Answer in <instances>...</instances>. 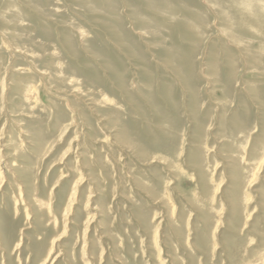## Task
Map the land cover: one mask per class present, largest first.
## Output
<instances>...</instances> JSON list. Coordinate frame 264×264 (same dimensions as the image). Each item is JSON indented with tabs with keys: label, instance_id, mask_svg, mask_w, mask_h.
I'll use <instances>...</instances> for the list:
<instances>
[{
	"label": "rangeland",
	"instance_id": "374dc122",
	"mask_svg": "<svg viewBox=\"0 0 264 264\" xmlns=\"http://www.w3.org/2000/svg\"><path fill=\"white\" fill-rule=\"evenodd\" d=\"M87 1L0 0V35H2L0 36V96L3 99L0 101L3 103H0V264H264V192L262 190L264 189V141L261 151L258 153L251 151L250 153L254 139L259 141L264 137L261 124L264 117L263 111L255 105L250 106L249 110L241 106L237 112L234 108L225 112H222V109L217 110L215 106L207 108L212 103L209 102L210 96L204 93L206 89H211V86L208 87L203 79L201 89L205 96L202 94L203 103H200V112L203 113L204 119H214V124L206 127L212 134L210 136L206 134V137L204 131L197 128L190 114V109H192L188 107L191 102L190 94L182 93L175 78L169 73V71L172 72L171 70L166 71L164 66L156 65V62L153 63L154 60H151L155 66L146 71H141V69L137 71L135 60L132 57L128 59L119 53L117 57L122 62V65L119 66L120 72L125 75L127 84L135 91L142 89L146 93L145 99L150 98L151 94L156 99L158 96L160 97L159 100H155L153 106L150 105V101L146 102L142 98L144 96L140 99L136 94L132 95L133 101H131L125 93L121 92L123 93L121 94L119 90H116L114 81L110 80L106 73H103L104 70L102 72L95 59L89 57L93 54V49L85 46L87 43L77 34V31L86 29L85 33L95 38L98 45L112 48L109 28H115L119 18L111 17L110 13L100 10L98 17L103 28H99L90 18L88 12H85ZM122 4V11L124 9L125 12V3L122 2ZM125 18L129 23L128 17ZM56 24L62 27H58ZM111 24L112 26H110ZM49 30L52 32L50 36L45 32ZM147 30L149 31L147 42L156 50L158 45L168 42L167 37L161 33L154 29L147 28ZM10 32L14 33L10 34ZM67 40L73 44V49L76 50L75 55L78 53L76 56H69L65 51L63 46H65V41L68 42ZM56 49H60L61 52ZM16 50L18 51L15 52ZM25 53L30 57L27 55L25 58ZM51 54L54 55L51 56ZM55 60H65L67 69L66 67L59 69L58 66L57 68L56 64H53ZM130 63L131 65H129ZM36 70L46 73L44 76L41 74L38 76ZM94 72H99L102 79H97ZM54 78H57L59 82H54ZM21 82L29 86L36 84L41 100L38 106L31 109L27 102L21 101L20 92H17L15 87ZM43 83L50 85L49 88H47V84ZM172 83L174 84L173 88L169 85ZM54 86L66 91L74 87L86 95H100L107 98L108 101L112 98L113 101L111 100L107 105L112 103L115 106H107L108 121H96L97 117L86 109L89 119L84 121L81 117L80 120L78 118L73 121L68 115L72 125L69 124L68 117L56 125L55 118L51 116L52 111L50 114L51 109L48 111V108H52L51 103H61L56 98L58 94L54 90L56 89ZM166 87L172 89L176 104L179 105L177 115H179L181 123L177 129L175 126L172 127L171 118L173 116L171 114L173 113L169 108L171 100L165 97ZM221 89L220 86H217L213 97L222 98ZM239 99L240 96L236 102H240ZM5 100L7 107L5 106L6 102H2ZM74 103L80 105L77 101ZM40 108H44V110L47 108V110L42 109L44 111L42 112ZM79 108H84V106L80 105ZM114 110H117L116 113ZM46 111L49 116H46ZM217 113L218 117H216ZM17 114L22 117H18ZM7 115L8 117H6ZM220 115H224L225 120ZM236 115L250 121L249 129L251 131L249 130L247 134L244 133L246 136L244 135L245 137L242 138L244 139V148L241 151L237 149L235 142L233 143L229 139L230 143H228L225 140L229 130L230 134L232 132L231 135L239 133L237 129L241 128V125H235L232 121ZM37 117H39V123L42 122L41 125H36L37 123L34 122ZM219 120L222 123H218ZM29 121L30 123H28ZM129 126L137 128L139 131L138 133H136L137 129L135 133L131 131L129 144H126L127 142L122 138ZM35 128L44 129L46 143L42 146V150L32 152L34 146L25 143L24 139L27 136L37 139L38 135L36 134L39 131H33ZM223 129L228 131L225 132ZM155 133L163 138L173 134L172 137L178 139L177 145L183 150V159H190L189 162L185 161L184 166L177 162L178 167L174 157L167 161L166 158L168 156L170 158L171 154L165 153V158V154L158 151L154 142ZM137 139H142L145 143V150L139 154L132 150V144L135 147ZM248 139L252 141H249V144ZM211 142L212 144H210ZM200 144L204 152L198 156L190 157L191 148ZM204 147H208L207 151ZM215 153L218 154L216 158ZM239 153L243 154V159L246 161L241 167L246 170L249 177L244 188L246 199L241 201L245 204V214L249 216L247 219L245 218L244 222L242 217L239 218L236 215L237 213H232L234 218L230 217L231 205L225 197L230 189L227 186L232 187L233 178L227 171L231 167L227 168L224 161L226 157L240 155ZM26 157L30 159L27 160ZM222 157H224V161ZM191 158H193L192 161ZM166 164H171L170 166L178 172V175ZM239 164L241 165V163ZM200 165L207 166V175L198 173ZM17 167L24 169L23 171L27 170L12 174L10 168ZM151 181L162 187L157 191L159 196L167 195L168 191L165 187L175 196L170 200L167 199L168 201L154 200L155 197L152 196L154 194L150 195L146 191L149 184L152 183ZM175 190H182L187 195L185 201L178 198ZM213 190L214 192H212ZM195 195L198 196L195 198ZM38 197L45 200L48 197L46 201L49 210L52 211L51 216L53 215L51 224L43 227L37 224L36 217H34L36 215H31L37 214L36 211L32 212L31 205H33L32 200H37ZM179 200L180 203H178ZM207 203H213L221 217L215 222L212 221L213 223H208L210 220L203 219V212L197 207ZM223 203L224 206H222ZM182 205L186 207L184 210H180ZM172 206H175V210L170 208ZM194 212H198V214ZM237 220L238 222H236ZM238 223L240 226H237ZM187 228L189 229L187 230ZM179 232L186 235L185 238H182L184 236ZM5 234H10L13 239L6 243ZM233 235L235 236L233 237ZM177 237L182 240L179 241ZM200 240H203V243ZM46 255L49 258L46 257V259ZM44 259L47 260L46 263L43 262Z\"/></svg>",
	"mask_w": 264,
	"mask_h": 264
},
{
	"label": "bare ground",
	"instance_id": "6f19581e",
	"mask_svg": "<svg viewBox=\"0 0 264 264\" xmlns=\"http://www.w3.org/2000/svg\"><path fill=\"white\" fill-rule=\"evenodd\" d=\"M59 1H61V0H59ZM122 2L125 3L124 4L125 12H124V9L122 11V8H121ZM36 8H38V7H36ZM15 9H17V8H15ZM84 9H86L85 12H88V15L90 16V18L95 21L94 23L96 24V26H99V28H103L102 27V22L99 21V17H98V13H99L100 10L105 11L107 13H110L111 17L114 16V17H118L119 18L118 23L116 24L115 28H109L110 35H111V37H110V43H111V46H112L111 49H110V47L107 48V47H102V46L98 45V41L95 38H92V36H88L89 34L87 35L85 33L86 29L85 30L82 29L83 31H77V34L81 37V39L85 43H87L85 46H89V47H91L93 49V54L89 55V57H92L93 59H95L99 63L98 65L100 66V69H102V72L104 70L105 72H103V73H106L108 75L109 79L114 81V83H115V85L117 87L116 90L117 91L119 90L120 93L121 92L125 93L126 97L131 99V101H133L132 100V98H133L132 95L136 94V96H138L140 99H141L142 96H144L142 98H144V100L146 102L150 101V103H151L150 105L153 106L154 103H155V100H157V99L159 100L160 97L157 95L158 97L156 99L155 96L153 94H151V96L149 95L150 98L147 97V99H145L146 98L145 97L146 93H144L142 89L135 91L134 88H132L131 86H129V84H127V82L125 80V75L120 72L119 66L122 65V62H120L119 58L117 57V55H119V53L122 54L123 56H126L128 59L130 57H132L135 60V66H137L136 67L137 71L139 69H141V71H146L148 68L150 69V67L155 66V64L156 65L157 64L158 65L161 64L162 66H164L166 68L165 69L166 71L167 70H171L172 72L169 71V73L172 74V76L175 78L177 84L181 88L180 90H182V93L184 92L186 94L187 93L190 94L191 102H190V105L188 106L189 109L192 108V109H190V114L192 115V118L195 121L197 128L200 131H204V136L206 134H208L209 136L212 134L210 131L208 132L209 128H206V127H208L209 125L214 124V119L212 117L211 118L213 120L212 119H204L203 118V113L201 114V112H200L201 111L200 110V105H201L200 103H203L202 102L203 101L202 100V94L203 93H202V89H201L203 85H201L202 84L201 81L205 80L206 85L208 87H209V85L211 86V89H208V90L206 89L205 93H204L205 95L207 94V95L210 96L209 98L211 100L209 102L212 103L207 108H212V107L214 108V106H215V108L217 110L222 109V112H225V111H228V110L230 111L231 108H234V110H236V112H237L239 110L238 108H241V106H243V107H245V108H247L249 110L250 106H254L255 105V106H257V108L259 107L264 113V0H88L86 2V8H84ZM33 12L34 11H32V13ZM55 12H56V10H55ZM36 14H38V13L36 12ZM8 16H9V14H8ZM125 17H128L129 23H128V20H126ZM53 21L55 22V20H53ZM81 21H85V20H81ZM6 23H8V22H6ZM75 23H77V22H75ZM127 23L129 24V26L127 25ZM90 26H92V25H90ZM110 26H112V24ZM12 27H14V26H12ZM58 27H62V26H58ZM147 28L154 29V31L161 33L162 35L166 36L167 39H168L167 43L164 42V43H161L160 45H158V48H157L158 51L155 48H153L149 42H147L148 32H149L147 30ZM70 29H72V28H70ZM76 29H78V28H76ZM79 30H80V28H79ZM99 31H100V29H99ZM45 32L49 36L52 33L50 30L49 31H45ZM13 33L10 32V34H13ZM22 33H21V35H22ZM0 36H2V35H0ZM71 36L73 37V35H71ZM18 38H19V36H18ZM58 38H59V36H58ZM37 44H39V43H37ZM79 46H81V45H79ZM63 47H65V49H66L65 51L67 52V54L69 56L70 55L76 56L78 54L77 53L75 55V53H76L75 51L76 50L74 51L73 44L70 41H68V42L65 41V46H63ZM54 48H55V46H54ZM18 50H16L15 52H17ZM56 50H58V49H56ZM59 50H58V52H61ZM22 53H20V54H22ZM10 54H11V51H10ZM60 54H62V53H60ZM27 55L28 54L24 55L25 58H27ZM52 55H54V54H51V56ZM60 56H62V55H60ZM64 56H66V55H64ZM80 56H82V55H80ZM28 57H30V56L28 55ZM31 59H33V58H31ZM39 59H40V57H39ZM52 60H54V59H52ZM151 60H154L153 63H155V62L156 63L153 64ZM64 61L55 60V61H53L54 62L53 64H56V67L57 66L60 67L59 69H63V68H65L67 66V62L65 63ZM27 62H29V61H27ZM129 65H131V63ZM49 66H51V65L49 64ZM144 66H146V68H144ZM33 68H34V66H33ZM66 69H67V67H66ZM19 70L20 69H18V71ZM93 70H94V68H93ZM38 71H40V70H38ZM38 71L37 70L35 71L38 74V76L40 74L42 76H44L45 75L44 73H46V72L43 73V72H38ZM93 74H95V77L97 79H100V80L102 79V76L100 75L99 72H94ZM48 75H46V76L48 77ZM164 76H166V75H164ZM37 78L39 79V77H37ZM40 78H41V76H40ZM70 81H71V79H70ZM158 81H159V79H158ZM39 82H40V80H39ZM54 82H59V81L57 80V78H54ZM24 84L25 83L21 82V83L16 84L15 87L17 89V92H20L21 101L27 102L28 103L27 105H29L31 107V109H32L33 107L38 106L39 102L41 101L39 99V89H38L37 86H35L36 84L35 85L33 84L31 86H29L27 84L24 85ZM43 84L46 85L47 83L46 84L43 83ZM159 84H161V83H159ZM37 85H39V84H37ZM111 85H112V83H111ZM169 85L172 88L174 86L173 83L169 84ZM47 86H48V84H47ZM49 86L47 88H49ZM217 86H220V88H222L221 89L222 90V95H223L222 98H218V96L217 97H213L214 90H215V88ZM54 87L56 88L54 90L58 94V96L56 98H58L61 101V103L58 104V102H53L52 101L53 103H51V105H50L52 108H48V111L51 109L50 110V114H51V111H52L51 116L55 118L56 125H59L60 122H63L67 117L69 118V116L72 118L73 121L75 119H78V118L80 120L81 117H82V120H84V121H85V119H89L88 116H87V113H86V109L90 110L92 115L97 117L96 121L97 120H99V122L101 120H103V121L107 120L108 121L109 113L107 112L106 109H108V107L110 105H112V103L110 105H107V103L109 104V102L112 100V98H111L110 101H108L107 98H105L103 96H100V95H92V94L86 95V94L82 93L81 90H78V89H76L74 87L71 90H69V91L61 90V88L58 87V86H54ZM45 93H47V92H45ZM123 93H121V94H123ZM164 93H165V97L167 99L171 100V105L169 106V108H171V112L173 113V114H171L173 116V118H171V123L173 124L172 127L174 128V126H175V128L177 129V126L180 125V123H181V121L179 119L180 117H179V115H177L178 114L179 105L176 104V101H175L176 99L173 96L174 94H173L172 89L166 87ZM2 96L4 97V95H2ZM239 96H240V99L238 101H240V102H236ZM49 97L51 98V96H49ZM67 97H70V98L72 97V98L68 99ZM101 98H103V99H101ZM116 98H118V97H116ZM123 98H124V96H123ZM151 99H153V101H151ZM1 100H3V99L0 96V101ZM74 101H77L80 105L84 106V108H79L80 105H78L77 103H74ZM2 102H6V100L2 101ZM1 104H3V103H1ZM5 106L7 107V102H6ZM113 106H115V105H112V107ZM42 107H44V106H42ZM38 109H39V107H38ZM42 109L44 110V108H42ZM42 109L40 110L42 112L47 110V108L44 111ZM115 109H118V107H115ZM2 110H3V108H2ZM4 111H5V109H4ZM116 111L117 110H114L115 113H116ZM232 111H233V109H232ZM240 111H242V110L240 109ZM185 112L187 113V111H185ZM215 112H217V111H215ZM45 113H46V116H49V115H47V111ZM17 115H19L18 117H22V116H20V114H17ZM123 115H125V114H123ZM224 115H226V114H224ZM224 115H222L223 118H224ZM212 116H213V114H212ZM6 117H8V115ZM34 117H35V115H34ZM34 117H33V119H35ZM216 117H218V113H217ZM37 118H36V121L34 120V122L37 123L36 125H41L42 122L39 123V121H40L39 117H37ZM71 118L68 119L69 120V124L71 123V121H70ZM225 118H224V120H225ZM26 120H27V118H26ZM30 121H31V119H30ZM30 121L28 123H30ZM151 121H152V118H151ZM184 121H186V120H184ZM232 121L235 123V125H241V128L237 129V130H239V133H236V134L233 133V135H231L232 132L230 134L229 133L230 130L229 131L228 130H224V129H226L224 127L223 130L225 132L228 131V136L225 137L226 138L225 140H226V142H228V140L230 139V140H232L233 143L235 142L237 149L241 151L242 148H244L243 147L244 139H242V138H244L246 136L244 133L247 134L248 131L250 130L249 129L250 121L247 118H245V117H241L240 115L234 116L232 118ZM261 121H262L261 124L263 125L262 129H263V135H264V117H263V119ZM219 122L222 123V121H220V120L218 121V123ZM70 125H72V123ZM151 125L153 126V124H151ZM220 125H222V124H220ZM55 127H57V126H55ZM136 129H134V127H130V126H129V128H127V132L125 133L124 138H122V140L127 142L126 144H129V141H130L129 134H131V131L133 133H135ZM150 129H153V128H150ZM171 130H173V129H171ZM33 131H37V132L39 131V133L36 134V135H38L37 139H35L33 137H30V136H27V138L24 139L25 143L30 144V146H34L33 149H32L33 150L32 152L38 151L46 143V141H45L46 137H44V136H46L44 134L46 132H44L43 128H35V129H33ZM138 131L139 130L137 129L136 133H138ZM174 131H176V130H174ZM222 131H220V132L222 133ZM37 132H35V133H37ZM151 133H152V130H151ZM164 134H167V133H164ZM154 136H156V137H154V142H155V144L158 147V151L161 154H165V153L171 154L170 158H169V156H168V158H166V154H165V158L167 159V161L168 160L169 161L172 160V158L174 157L173 159L175 160V163H177V162L179 163L180 162L181 165H183V163L185 161H186V163L189 162L190 159H186V158H185L186 160L183 159V156H184V155H182V153H183L182 151L183 150L181 148H179V146L177 145L178 144V142H177L178 139H176V137H172L173 134H172V136L169 135L166 138L160 137L156 133H155ZM222 136H220V137H222ZM206 137H207V135H206ZM138 138H141V137H138ZM252 139H253V137H252ZM35 140H36V142H35ZM260 140L256 141L254 139V143L252 145L250 153H251V151H253V153H255V152L258 153L259 151H261L263 149L262 145H263L264 137H263V139H260ZM249 141H251V140L248 139V144H249ZM201 142L203 144V141H201ZM36 143H38L37 144V148L35 147ZM228 143H230V142H228ZM210 144H212V142ZM214 144H215V142H214ZM184 145H185V143H184ZM207 145H209V144H207ZM244 146H245V144H244ZM132 148H133L132 150H134V152L139 154L141 151L145 150V143H144V141L142 139H137L135 147L132 144ZM207 148H205V150ZM20 151L22 152L23 150L21 149ZM29 151L31 152V150H29ZM215 151H216V149H215ZM203 152H204V149L201 148V144L200 145H194V148H191L190 157H192L193 155L198 156V155H200ZM156 153H157V151H156ZM186 153H187V151H186ZM196 153H197V155H196ZM239 154L240 155H236V154L235 155H230V156L225 158L226 159L225 161H224V157H222L223 161L226 163L227 168L231 167L230 170L228 169L227 171H229L230 176L233 178L232 179V181H233L232 182V187H230V186L228 187L227 186V188H230L228 195L225 193L226 191L224 193L226 194L225 195L226 200L229 201L228 203H230V205H231V211L232 212L230 211L231 212L230 217L232 216V213L233 214L237 213L236 215L239 216V218L242 217L241 219H243V222H244L245 218L247 219V217H249L248 214H245V207H244L245 204L242 203L243 202L242 200L244 198L246 199V195H244V188L247 185L246 182H247V180H249V177H248V174H246V170L243 167H241L242 164L246 162L243 159V154L242 153H239ZM135 155H137V154H135ZM214 156L216 158L218 156V154L215 153ZM220 156H222V155H220ZM106 157H107V155H106ZM193 158H191V161H192ZM26 159L28 160L30 158L26 157ZM195 160H197V159L195 158ZM162 161H163V159H162ZM198 161H200V160H198ZM152 162H153V160H152ZM193 162H191L192 165H193ZM178 163H177V166L179 167ZM239 163H241V165ZM191 164H189V165H191ZM170 165L166 164L167 167H169V168H171L173 170L172 166H170ZM195 166L197 167V163H196ZM178 167H177V169H178ZM181 167H180V169L182 171ZM13 169L10 168V170L12 171V174L13 173L15 174L17 171L19 172V171H23L24 170V169L22 170L19 167L13 168ZM213 170L215 172V168ZM25 171H23V172H25ZM174 173L176 175H178L177 174L178 172L174 171ZM198 173H202V174L207 175L208 174L207 166L205 167L204 165H200L199 169H198ZM220 175H222V174H220ZM212 180H213V178H212ZM17 181H19V180H17ZM136 181H137V179H136ZM151 182H149L151 184H149L150 186H148L147 190L146 189L145 190L150 195L154 194V195H152V196L155 197L154 200L164 199V200L168 201V200L172 199V197L175 196L174 193L172 194V192L169 189H167V187H165L166 191H168L167 195L166 196H159L157 191L161 190L162 187L158 186L153 181H151ZM173 188H171V190H174ZM20 189H19V192H20ZM262 190L264 192V189H262ZM175 191H176V193L178 195V198H181L182 200L185 201L187 195H185L182 190H178V191L175 190ZM255 191L257 192L258 190H255ZM212 192H214V190ZM221 194H223V193H221ZM196 196H198V195H195V198H196ZM263 197H264V193H263ZM45 198H46V196H45ZM176 198H177V196H176ZM218 198H219V196H218ZM30 199H32V198H30ZM47 199H48V197H47ZM222 199H224V198H222ZM19 200H21V199H19ZM46 200L44 198L40 197L37 200L36 199L32 200L33 201V205L30 204L31 205V210H33L32 212L33 213H34V211L37 212V214L34 213V214H31V215H33V216L36 215L34 217H36V221L38 222L37 224H39L40 226L42 225V227L44 225L51 224V222H52L51 218L53 216V215L51 216V214H52L51 212L52 211L49 210L48 202ZM195 200H197V199H195ZM217 201H218V199H217ZM178 203H180V200H179ZM169 206H170V204H169ZM222 206H224V203H223ZM197 207H199L198 209H200L201 212H203L202 213L204 215V216L202 215L203 219L210 220V221H208V223L209 222L213 223L212 221L215 222V220H218L219 217H220L219 216V212L217 211L218 209H215V205L213 203H207L204 206L203 205H199ZM28 208H29V206H28ZM170 208L172 210H175V206H172ZM181 208L182 209H180V210H184V208H186V207L184 205H182ZM219 208H220V206H219ZM223 209L226 210V208H223ZM192 210H194V209L192 208ZM227 210H229V209H227ZM178 212H179V210H178ZM223 212H225V211L223 210ZM226 213H227V211H226ZM28 214H29V212H28ZM195 214H198V212L195 213ZM175 217L177 218V216H175ZM196 217H198V216H196ZM233 218H232V220H233ZM220 220H222V219H220ZM188 222H189V220H188ZM227 222H229V221H227ZM236 222H238V220ZM193 224H195V223H193ZM174 226H176V225H174ZM205 226H206V224H205ZM213 226H215V225H213ZM213 226H210V227H213ZM237 226H240V224L237 225ZM193 227L195 228V226H193ZM203 227H204V225H203ZM159 228H160V226H159ZM188 229L189 228H187V230ZM201 229H202V227H201ZM214 230H216V229L214 228ZM175 231L178 232L179 230H175ZM204 231H206V230H204ZM251 231H252V229H251ZM179 233H181V232H179ZM177 235H178V233H177ZM199 235H201V234L199 233ZM185 236L182 237V238H185ZM234 236L235 235H233V237ZM4 237H5L6 243L8 241L10 242V240L13 239L10 234H5ZM177 239H179V238L177 237ZM200 239H201V237H200ZM180 240H182V239H179V241ZM202 241L203 240H200L201 243H203ZM3 243H5V242L3 241ZM6 243L4 245H6ZM190 245H192V244H190ZM214 246H216V245H214ZM231 247H234V246H231ZM50 252H52V251H50ZM46 257H48V255H46L45 258ZM46 261L47 260H45V259L43 260V262H45V263H46ZM42 264H44V263H42Z\"/></svg>",
	"mask_w": 264,
	"mask_h": 264
}]
</instances>
